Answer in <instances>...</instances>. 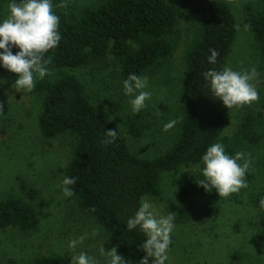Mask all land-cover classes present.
Listing matches in <instances>:
<instances>
[{"label": "rangeland", "instance_id": "374dc122", "mask_svg": "<svg viewBox=\"0 0 264 264\" xmlns=\"http://www.w3.org/2000/svg\"><path fill=\"white\" fill-rule=\"evenodd\" d=\"M107 0H68L67 7L53 5V11H62L72 21L79 19L85 10L96 9ZM179 10L175 35V49L147 77L146 91L152 93L146 107L134 114L125 95L123 79L113 55L106 59L67 71L76 75L85 85L91 102L100 107L125 136L131 151L143 158L153 159L169 151L179 139L185 117L182 103L183 78L187 70L186 55L200 39L203 24L181 6L180 0H166ZM231 8L239 25V34L228 57L227 66L234 71L256 67L259 76L253 82L259 100L250 105L233 107L229 123L220 140L226 149L233 146L250 159L246 174L247 188L214 202L218 216L203 225L199 211L207 199L195 194L183 201L177 189L187 183H196L201 164L182 167L178 172L165 174L160 196H146L157 217L177 213L173 235L176 242L169 256V264H264V42L256 39L246 20L251 14L264 13V0H223ZM19 2V0H17ZM10 0L0 4V23L9 15ZM3 52V50H0ZM13 54L14 51L12 49ZM49 70V69H48ZM51 72L44 78L50 77ZM19 78L0 62V200L10 195H24V188L37 190L35 205L40 224L32 231L0 229V264H33L42 256H65L85 252L97 264H109L110 257L102 254L116 247L126 264H139L127 249L126 242L105 232L93 218L84 216L74 197H65L62 180L76 139L64 135L46 139L39 129L42 100L32 91H17L13 85ZM41 78H35V83ZM252 116L251 131L260 141L252 145L245 137L246 118ZM143 128L142 137L129 133L131 120ZM171 120L179 122L169 131L163 126ZM243 163V161H238ZM95 233V234H94ZM87 234V238L69 248V241Z\"/></svg>", "mask_w": 264, "mask_h": 264}, {"label": "trees", "instance_id": "16d2710c", "mask_svg": "<svg viewBox=\"0 0 264 264\" xmlns=\"http://www.w3.org/2000/svg\"><path fill=\"white\" fill-rule=\"evenodd\" d=\"M7 0H0V4ZM68 0H51L54 6ZM181 6L203 24L200 39L186 55L187 70L183 78L182 103L185 117L177 143L166 153L146 159L134 154L125 136L109 116L94 105L86 94L84 83L69 73L93 61L115 58L123 80L129 74L144 76L153 71L175 49V35L179 22L178 8L166 0H107L96 9H87L72 21L62 11L58 31V46L44 54L51 75L35 83L33 93L42 100L39 129L46 139L70 135L76 139L72 158L65 169V177H77L73 187L74 197L84 216L93 218L105 232L126 242L127 249L136 262L146 255L140 245L146 236L137 226L127 228L146 196H160L165 174L178 172L182 167L205 165L202 156L208 147L217 143L229 123L231 109H226L215 98L204 73L222 70L239 34L238 22L223 0H180ZM60 8V7H59ZM246 23L256 39L264 42V13L251 14ZM14 53L19 48L12 46ZM211 49L219 52L216 63L210 64ZM252 116L246 118V139L255 145L260 141L251 131ZM107 130H116L115 142L105 144ZM133 137H142L143 128L137 117L129 124ZM225 153L234 157L233 146ZM187 183L177 189L180 200L186 201L198 194L207 199L199 211L200 224L214 220L219 211L214 202L219 201L215 188L208 191L199 182ZM24 188V195H10L0 200V229L35 230L40 224V214L35 205L37 190ZM95 211H92V209ZM176 236L171 234L168 256ZM238 255L235 254L234 263ZM33 264H71L65 256H42ZM149 264H154L150 258ZM169 264V259L165 261Z\"/></svg>", "mask_w": 264, "mask_h": 264}, {"label": "clouds", "instance_id": "9594fccd", "mask_svg": "<svg viewBox=\"0 0 264 264\" xmlns=\"http://www.w3.org/2000/svg\"><path fill=\"white\" fill-rule=\"evenodd\" d=\"M57 7H67V4L61 3ZM8 8V17L0 23V50H3L0 52V62L10 72L18 74L19 78L13 87L17 91L24 89L30 92L35 87L37 76L42 79L49 74L47 65L51 61L45 60L44 54L57 47L62 38L58 31L59 17L53 11L51 0H10ZM12 46L19 48L16 54H13ZM210 51L208 62L214 65L219 52L216 49ZM203 75L209 82L215 98H219L226 109L250 105L259 100V93L253 83L259 72L254 66L239 72L234 71L231 66H226L220 71L208 70ZM0 83L5 81L0 80ZM147 87V77L135 73L129 74L123 81L125 95L134 97L130 100L134 114L144 109L146 101L151 99L152 93L145 90ZM2 112L3 105L0 104V113ZM178 122L171 120L163 126V131H169ZM106 137L103 143L115 142L116 130H107ZM241 160L243 163H238ZM202 162L205 165L202 171L205 179L199 184L207 191L209 188H215L219 197L227 198L248 187L246 174L251 161L246 158L245 153L237 152L232 157L225 153L221 143H214L202 156ZM77 179L63 178L62 192L65 197L74 195L72 186L76 184ZM260 206L264 208V199L260 200ZM176 215L177 213L171 212L166 216L157 217L153 205L147 200L141 201L138 210L127 220L129 230L139 226L146 236L145 242L140 245L146 255L139 264H149L150 258L154 264H165L169 259L168 252ZM86 238L87 234L69 241V248L75 250ZM101 252L111 258L109 264H126L124 258L117 254L116 247L107 252L102 247ZM71 264H97V261L87 253L80 252L73 255Z\"/></svg>", "mask_w": 264, "mask_h": 264}]
</instances>
